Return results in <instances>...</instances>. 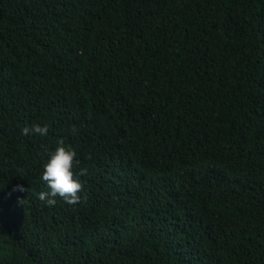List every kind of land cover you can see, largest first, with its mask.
Segmentation results:
<instances>
[{"label": "trees", "instance_id": "16d2710c", "mask_svg": "<svg viewBox=\"0 0 264 264\" xmlns=\"http://www.w3.org/2000/svg\"><path fill=\"white\" fill-rule=\"evenodd\" d=\"M0 264H264V0H0Z\"/></svg>", "mask_w": 264, "mask_h": 264}, {"label": "clouds", "instance_id": "9594fccd", "mask_svg": "<svg viewBox=\"0 0 264 264\" xmlns=\"http://www.w3.org/2000/svg\"><path fill=\"white\" fill-rule=\"evenodd\" d=\"M21 135L36 134L46 136L48 133L47 124H32L30 127L21 128ZM75 152L70 146L57 141L54 148L47 150L46 156L41 164L40 179L47 191L38 194L39 199L45 206H52L56 203V197H60L65 203L72 205L79 201L81 183L77 177L86 175V168H79L73 172Z\"/></svg>", "mask_w": 264, "mask_h": 264}]
</instances>
